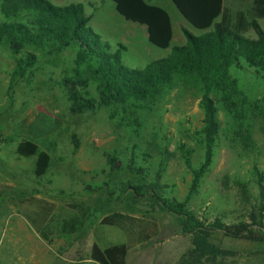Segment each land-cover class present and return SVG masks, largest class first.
<instances>
[{"label": "rangeland", "instance_id": "obj_1", "mask_svg": "<svg viewBox=\"0 0 264 264\" xmlns=\"http://www.w3.org/2000/svg\"><path fill=\"white\" fill-rule=\"evenodd\" d=\"M50 1L82 3L93 31L101 33L103 27L106 36L114 37L106 39L109 44L116 40L126 46L123 62L133 68H143L184 43L177 35L184 20L168 0H147L163 6L171 17L175 33L168 49L151 45L143 28H135L143 26L122 18L110 0ZM224 5L232 14L246 12L251 0H224ZM258 22L264 30V17ZM243 36L256 38L251 28ZM34 52L38 60L32 77L12 81L13 57L0 46V264H97L90 256L93 243L104 248L127 241L120 228L101 223L114 211L156 225L149 226L154 232L148 240L128 249L126 264H264V130L259 120L252 127V140L244 141L219 112L213 162L187 203L206 224L254 219L259 224L251 227L256 239L216 230L206 237L213 252H204L195 243L196 236H204L182 233L180 216L153 205L150 198L137 202L125 189L129 182L158 180L161 196L185 198L191 173L179 146L190 151L194 166L202 160L203 148L195 134L203 124L200 92L176 86L153 110L138 113L141 125L136 132L131 126L118 127L107 108L85 114L69 111L57 82L73 66L71 48L54 55ZM253 83L244 77L248 96L259 98ZM22 138L36 141L50 154L44 176L33 173L35 157L17 153ZM110 155L121 162V169L110 168ZM129 163L139 167L140 174L124 167ZM76 216L81 229L63 232L64 222Z\"/></svg>", "mask_w": 264, "mask_h": 264}, {"label": "trees", "instance_id": "obj_2", "mask_svg": "<svg viewBox=\"0 0 264 264\" xmlns=\"http://www.w3.org/2000/svg\"><path fill=\"white\" fill-rule=\"evenodd\" d=\"M110 1L126 21L146 27L151 45L160 49L170 46L171 19L163 6L146 0ZM170 1L198 33L182 27L185 44L174 46L167 56L154 59L143 68L126 65L123 53L127 47L121 43L112 46L93 31L90 16L80 2L58 5L50 0H0V46L13 57L12 81L32 77L38 60L34 51L54 55L71 48L75 54L73 66L57 82L67 97L69 111L85 114L107 108L109 118L118 127L131 126L136 132L141 125L138 113L153 110L168 91L178 85L199 91L203 124L195 134L203 148L202 160L194 166L190 151L184 144L179 146L191 173L185 198L161 196L158 180L129 182L125 189H130L137 202L150 198L153 205L180 216L182 233L202 234L204 237L195 238L198 248L213 252L206 239L212 232L219 230L234 238L255 240L251 227L259 225L254 219L252 223L233 224L216 219L206 224L188 209L187 203L213 162L220 111L244 141L252 140L256 120L264 130V105L260 103L264 101V30L258 22L264 17V0H251L246 12L235 14L229 12L224 0ZM250 28L256 34L255 39L243 36ZM244 77L253 80L259 98L248 96ZM16 151L21 156L35 157L33 173L36 177L46 174L50 154L40 149L36 141L22 138ZM108 160L111 169L122 168L116 157L110 155ZM126 166L140 174L139 167L130 163ZM101 223L120 228L127 235V241L104 248L93 243L90 256L97 264H126L128 249L152 236L154 230L149 226L156 228L155 224H144L134 215L119 211L105 215ZM81 226L82 221L76 216L64 222L62 230L74 233Z\"/></svg>", "mask_w": 264, "mask_h": 264}, {"label": "crops", "instance_id": "obj_3", "mask_svg": "<svg viewBox=\"0 0 264 264\" xmlns=\"http://www.w3.org/2000/svg\"><path fill=\"white\" fill-rule=\"evenodd\" d=\"M146 1H147V0H146ZM147 2H149V1H147ZM168 2H170L171 4H173L170 0H168ZM149 3H151V2H149ZM152 4H154V3H152ZM156 5H157V4H156ZM121 17H122V16H121ZM122 18H123V17H122ZM182 18H183V17H182ZM170 19H171V17H170ZM183 20H184V19H183ZM135 24H136V23H135ZM187 24H188V23H187L185 20L182 21V24H180L181 26H179V28H178V33H177L178 37H180L181 41H184V43L186 42V39L184 40L185 37H183V36L181 35V33H182V30H181V29H182V27H186L187 29H189V27H187ZM134 26H135V25H134ZM142 26H143V25H142ZM171 26H172V38H173V35H174L175 32H174V26H173V24H172V20H171ZM99 27H100V26H99ZM91 28H92V27H91ZM135 28H143V30H144V34H145V37L147 38V32H146V27H145V26H143V27H135ZM92 29H93V28H92ZM99 29L102 30V32H101L102 34L99 33V32H98L99 34H98V33H97V34H98L100 37H101V36L103 37V38L101 37L102 40L108 42L106 39H108V38H109V39H114L113 36H106V35H105V30H104L103 27H100ZM136 30H137V29H136ZM189 30H190V29H189ZM190 31H191V30H190ZM182 34H183V33H182ZM147 41H148V40H147ZM115 43H121V42L115 40V41H111L110 44L113 46ZM182 43H183V42H182ZM184 43H183V44H184ZM121 44H122V43H121ZM183 44H182V45H183ZM167 49H168V48H167Z\"/></svg>", "mask_w": 264, "mask_h": 264}]
</instances>
